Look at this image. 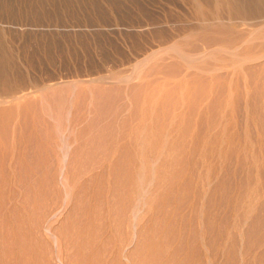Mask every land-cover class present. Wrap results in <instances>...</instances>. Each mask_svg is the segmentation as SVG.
<instances>
[{
	"label": "rangeland",
	"instance_id": "rangeland-1",
	"mask_svg": "<svg viewBox=\"0 0 264 264\" xmlns=\"http://www.w3.org/2000/svg\"><path fill=\"white\" fill-rule=\"evenodd\" d=\"M193 1L0 6V264H264V17Z\"/></svg>",
	"mask_w": 264,
	"mask_h": 264
},
{
	"label": "bare ground",
	"instance_id": "bare-ground-1",
	"mask_svg": "<svg viewBox=\"0 0 264 264\" xmlns=\"http://www.w3.org/2000/svg\"><path fill=\"white\" fill-rule=\"evenodd\" d=\"M15 1H17V0H0V4H2V5H0L1 7H2V13H4V15L5 16H11V17H15V19L16 18H19V17H22V15H23V12H22V15H21V12L18 14V13H16V11H15V6H14V2ZM20 1H23V2H25V3H29V6L30 5H33V6H31V9H30V11H31V13H30V11H27V9L25 8V10H26V12L24 13L25 15H23L24 16V18H26V19H34V21H36V20H38V22L40 21V19L41 18H43L46 14L45 13H48L47 12V10H46V12H44V10L42 9V6H47V4L49 3V4H51V3H53V4H55V5H58L59 4V6L61 7V5L63 4L65 7L67 6V7H69V8H67V9H69L70 10V8H72L73 7V4H76V3H79V0H20ZM20 1H19V3H20ZM194 1H196V2H194ZM193 1V3H194V5L198 8V10H199V12H200V15H202L203 14V12L201 11V9H202V6L199 4V2L197 1V0H194ZM211 1H213V4H215L216 3V1L215 0H211ZM214 1H215V3H214ZM220 1V2H219ZM18 2V1H17ZM96 2V1H95ZM113 2V1H112ZM22 3V2H21ZM20 3V4H21ZM218 3H224V4H226V5H229L230 6V8H232L231 10L233 11V12H236V10H238V11H242V9L244 10V12L245 13H252V12H254V11H256L257 10V12L258 13H260V15H261V17H264V0H217V6H219V7H221L220 6V4L218 5ZM35 4H36V6L38 5V7H39V9H38V7L36 8L35 7ZM52 4V5H53ZM26 5H28V4H26ZM40 5V6H39ZM63 5H62V7H63ZM225 5V6H226ZM72 6V7H71ZM225 6H223V7H225ZM32 7H34V8H32ZM49 7V6H48ZM53 7H55V6H53ZM228 7V6H227ZM15 8V9H14ZM30 8V7H29ZM41 8V9H40ZM44 8V7H43ZM46 8V7H45ZM209 8V7H208ZM36 9V10H35ZM60 9H62V8H60ZM227 9V8H226ZM29 10V9H28ZM41 10V11H40ZM43 10V11H42ZM203 10V9H202ZM231 10H230V12H231ZM235 10V11H234ZM15 11V12H14ZM217 11V10H216ZM226 11V10H225ZM44 12V13H43ZM52 12V11H51ZM51 12L49 13V15L50 16H48V17H53V16H51ZM215 12V11H214ZM222 12V11H221ZM229 12V11H228ZM233 12H231L232 14L230 15V13H228L227 14V16H234V13ZM244 12H241V14H242V16L244 15V17H245V13ZM52 13H54V11L52 12ZM55 13H57L56 11H55ZM55 13L53 14V15H55ZM43 14H45V15H43ZM58 14V13H57ZM57 14L55 15V16H57ZM237 14V15H236ZM235 14V16H241V14H239V12L238 13H236ZM3 15V14H2ZM215 15V14H214ZM4 16V17H5ZM203 16V15H202ZM211 16V15H210ZM216 16V15H215ZM215 16H214V18H215ZM222 16V15H221ZM10 17V18H11ZM213 17V16H212ZM246 17H248V14H247V16ZM45 18V17H44ZM56 17H54V19H55ZM220 18V17H219ZM36 19V20H35ZM221 19V18H220ZM56 20V19H55ZM41 21H42V19H41ZM215 21V20H214ZM37 22V21H36ZM43 23V22H42ZM205 23V22H204ZM208 23H211L210 21L208 22ZM204 25H206V24H204ZM1 31V30H0ZM3 32V31H2ZM5 34V33H4ZM1 35V37H2V34H0ZM4 36V35H3ZM0 37V81H3V82H10L11 80H13V81H16V79L17 78H19V73L22 75V72H19L20 71V69H18V65H16V62L14 63L13 62V60L12 59H14L10 54H11V52L9 51V55H8V53H7V49H9V48H7V47H10V46H8V43H7V46L5 47L3 44H4V42H7V40H6V38H5V36L3 37V39H5L6 41H4L2 38ZM7 37V36H6ZM52 38H53V36H52ZM52 38H50L51 40H49L50 42L52 41ZM55 38V37H54ZM53 38V41H56L55 39ZM49 39V38H48ZM3 40V41H2ZM47 41V40H46ZM49 42V43H50ZM52 43H55V42H51V44ZM56 43H58L57 41H56ZM56 43L54 44V45H56ZM50 46V45H49ZM52 46V45H51ZM5 47V48H4ZM7 50V51H5V50ZM14 52V51H13ZM12 57V58H11ZM15 60V59H14ZM20 75V76H21ZM15 78V79H14ZM20 78H22V77H20ZM20 78L18 79V80H20ZM21 81V80H20ZM12 82V81H11ZM6 101V100H5ZM5 101H2V102H5ZM1 102V101H0ZM142 263V262H141Z\"/></svg>",
	"mask_w": 264,
	"mask_h": 264
}]
</instances>
